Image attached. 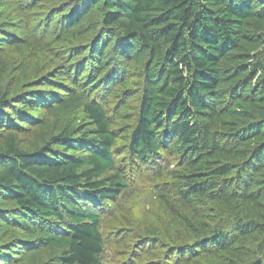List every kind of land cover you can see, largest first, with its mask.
Returning <instances> with one entry per match:
<instances>
[{
    "label": "trees",
    "instance_id": "obj_1",
    "mask_svg": "<svg viewBox=\"0 0 264 264\" xmlns=\"http://www.w3.org/2000/svg\"><path fill=\"white\" fill-rule=\"evenodd\" d=\"M32 1L0 10L43 13L54 0ZM2 19L0 221L29 237L21 253L102 264L93 202L143 167L161 179L170 231L137 236L134 264H264V0H67L45 40L24 17L11 30ZM107 77L118 78L110 111L90 99ZM56 112L73 120L45 132Z\"/></svg>",
    "mask_w": 264,
    "mask_h": 264
},
{
    "label": "rangeland",
    "instance_id": "obj_2",
    "mask_svg": "<svg viewBox=\"0 0 264 264\" xmlns=\"http://www.w3.org/2000/svg\"><path fill=\"white\" fill-rule=\"evenodd\" d=\"M1 1V0H0ZM23 4H31L32 0H22ZM12 3V1H10ZM67 5V0H54L49 2L44 6L43 13H39V10L35 12H30L31 10L27 8V13L24 11L25 8L20 7H2L0 10V15L2 20L5 21L8 29L15 28L14 24H17V28H23L24 23L21 17H24V22L33 27L35 26L39 33L44 37V40L50 36L51 33L46 31V26L51 19V15ZM16 9V10H15ZM1 21V20H0ZM51 25L57 23V17L51 19ZM41 24H43L41 26ZM41 26V27H40ZM26 30L30 29L26 26ZM47 32V33H46ZM17 36L25 35L23 32L16 31ZM115 69L118 74H120V64L121 62L115 60ZM124 68V66L122 65ZM118 79V78H117ZM117 79H112L107 77L109 85L98 88L95 92L91 93L90 99L101 104L104 102L108 105V110L114 107L115 102L112 101L111 97L108 96L110 90H112L113 85L116 84ZM48 88L40 91L44 100H47L46 90ZM56 90H54L55 92ZM77 116V112H74ZM52 117L58 119L60 118L59 112H56ZM76 118V117H75ZM56 126L54 123H50L45 127V132L51 131L55 132L61 128V126L68 123V121L73 120L71 114L66 113L63 118ZM42 126V124H41ZM52 127V128H50ZM44 128V127H43ZM43 128L37 130L36 134L22 133L19 135L22 144L27 145L29 143H34L36 137L40 134L38 131H43ZM163 161H167L170 167L173 166V162L167 156L166 152H161ZM161 179L154 176V173L147 168L141 167L139 172L134 171L129 175V187L123 190L115 199H105L93 202L94 207L100 215V231L104 240L103 253L101 255L102 264H134V257L136 256L129 248H132L134 240H137V236H153L156 234L148 235L155 229H158V236L163 237L169 233L170 227L168 221L165 217L164 212L160 208L157 200L155 198L154 184ZM92 196V195H90ZM130 227L132 231L136 232L132 236H129L125 241L122 239V228ZM29 237L21 234L19 231H14L7 225L0 221V255L5 256V261L0 260V264H13L12 259H17L14 264H53L52 261L48 259L55 253L51 249H44L36 245L34 252L30 254L21 253V247L18 246L20 241H26ZM33 240V239H32ZM26 243V242H24ZM14 245V246H13ZM13 246V247H12ZM143 246L138 245V248ZM10 248V249H9ZM24 248V247H23ZM31 248L26 247L25 250L29 251ZM144 248H149L148 245ZM24 250V249H23ZM134 254V255H133ZM151 262L155 264H164L167 259L163 258L161 254H154L149 257ZM169 262V261H168ZM169 264V263H168Z\"/></svg>",
    "mask_w": 264,
    "mask_h": 264
}]
</instances>
